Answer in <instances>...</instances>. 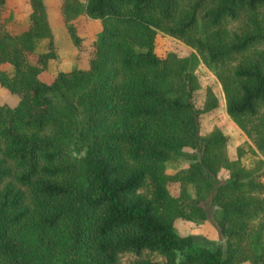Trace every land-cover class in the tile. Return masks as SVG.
Segmentation results:
<instances>
[{
  "label": "trees",
  "instance_id": "trees-1",
  "mask_svg": "<svg viewBox=\"0 0 264 264\" xmlns=\"http://www.w3.org/2000/svg\"><path fill=\"white\" fill-rule=\"evenodd\" d=\"M5 1L0 86L17 104H0V264H264L263 162L230 160L217 128L200 136L198 116L217 99L206 88L201 108L192 100L199 57L264 158V0H61L74 45L77 16L98 28L87 67L50 81L40 78L54 57L43 1L27 0L17 31ZM156 30L197 54L157 55ZM41 39L47 50L29 63ZM194 153L187 169L167 173L166 160ZM173 180L195 195H171ZM201 193L216 206L223 249L173 225L203 217ZM126 253L134 259L121 262Z\"/></svg>",
  "mask_w": 264,
  "mask_h": 264
},
{
  "label": "rangeland",
  "instance_id": "rangeland-1",
  "mask_svg": "<svg viewBox=\"0 0 264 264\" xmlns=\"http://www.w3.org/2000/svg\"><path fill=\"white\" fill-rule=\"evenodd\" d=\"M42 1L51 32L54 57L46 61L45 68L40 72V78L44 81H50L57 72L68 71L74 67H87L88 58L92 50V40L97 31L98 22L90 20L83 15H79L73 19L72 22L75 26L76 34L79 37L78 45H74L59 15L61 0ZM80 1L83 2L84 0ZM28 11L27 0H6L2 14L7 15L9 12L11 13L13 21L10 28L17 31L26 27ZM46 50L47 40H39L35 45L34 52L27 56V61L29 63H34L37 53ZM153 50L160 56L168 52L174 53L177 56H186L190 53H196L182 41L159 30L155 31ZM197 59L198 62L194 68V73L196 75L198 88L193 92V103L197 108H201L206 88H209L217 99V105L214 108L199 114V135L204 136L217 128L225 136V150L230 160L238 159L240 164L245 168L253 167L259 164V162H263L264 166V158L261 153L255 149L252 141L226 114L223 94L213 72L200 61L199 57H197ZM1 68L8 70L10 66L5 64L2 65ZM0 104H6L8 106H15L17 104L16 97L1 86ZM67 150L70 151L72 155L78 154L73 145H69ZM187 151L191 152L192 150L187 149ZM197 157V153L172 156L165 161V169L168 174H175L180 170L187 169L188 165ZM263 169L264 167L261 166L260 170L262 171ZM217 175L218 177H223L225 175V170H219ZM260 179L264 182V175L261 176ZM182 188L189 196L192 197L195 195L194 186L191 183L181 186L179 181L173 180L167 184V190L173 196H178ZM200 196H202L203 217H195L192 220L183 219L182 217L175 218L173 225L181 235L192 234L199 236L206 239L212 246L223 249L224 237L216 226V206L211 202L209 197L204 195V193H201ZM146 257L151 260L162 261V257L156 253L147 254ZM132 259H134V255L126 253L121 256L120 261L128 262ZM240 264L248 263L243 262Z\"/></svg>",
  "mask_w": 264,
  "mask_h": 264
}]
</instances>
